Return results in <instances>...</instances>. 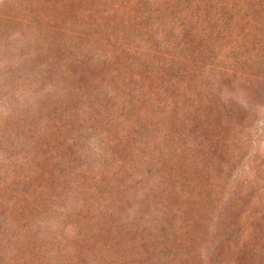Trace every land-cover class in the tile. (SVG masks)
<instances>
[{
    "label": "rangeland",
    "instance_id": "rangeland-1",
    "mask_svg": "<svg viewBox=\"0 0 264 264\" xmlns=\"http://www.w3.org/2000/svg\"><path fill=\"white\" fill-rule=\"evenodd\" d=\"M97 246L264 264V0H0V264Z\"/></svg>",
    "mask_w": 264,
    "mask_h": 264
},
{
    "label": "trees",
    "instance_id": "trees-1",
    "mask_svg": "<svg viewBox=\"0 0 264 264\" xmlns=\"http://www.w3.org/2000/svg\"><path fill=\"white\" fill-rule=\"evenodd\" d=\"M71 213V212H70ZM75 213V211L73 212L72 210V216H74L73 214ZM107 251H105L104 248L97 246L95 247V251L92 252L89 255H85L84 256V260H85V264H109L108 261V257L109 254L106 253ZM172 256H168V258H170V261H174V259L177 257V253H171ZM164 255L167 256L168 254L164 252ZM202 259L204 258V255L199 256ZM203 261V260H202ZM202 261H200V263L198 262L197 264H206L205 261H203V263H201ZM151 264H155L154 262Z\"/></svg>",
    "mask_w": 264,
    "mask_h": 264
}]
</instances>
